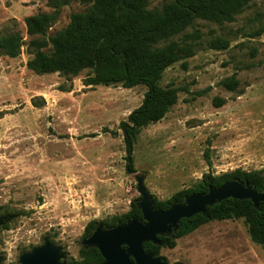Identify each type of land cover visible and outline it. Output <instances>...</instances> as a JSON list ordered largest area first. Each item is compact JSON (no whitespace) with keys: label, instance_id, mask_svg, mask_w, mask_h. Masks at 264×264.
Segmentation results:
<instances>
[{"label":"rangeland","instance_id":"obj_1","mask_svg":"<svg viewBox=\"0 0 264 264\" xmlns=\"http://www.w3.org/2000/svg\"><path fill=\"white\" fill-rule=\"evenodd\" d=\"M57 1L0 0V35L17 32L26 44L24 19L51 13ZM165 1L148 0V7ZM263 6L257 0L223 26L197 20L185 38H173L192 44L193 53L162 72L158 85L174 88L176 102L140 129L132 172L125 170L118 125L140 105L144 86L86 87V70L75 77L37 75L26 67L25 45L15 58L0 56V264H19L22 254L49 240L62 255L60 264L79 261L86 225L126 213L139 197L136 178L163 201L203 176L235 169L264 174V33L241 37ZM84 8L74 0L59 5L46 36ZM213 37L228 40V47L208 49ZM230 78L234 91L222 85ZM158 257L165 264H264V246L250 241L242 219L210 221L172 249L161 248Z\"/></svg>","mask_w":264,"mask_h":264},{"label":"trees","instance_id":"obj_2","mask_svg":"<svg viewBox=\"0 0 264 264\" xmlns=\"http://www.w3.org/2000/svg\"><path fill=\"white\" fill-rule=\"evenodd\" d=\"M55 1V0H53ZM84 5L81 12L71 13L64 28L46 36L56 21L58 6L69 0L54 2L51 13H38L24 19L26 44L17 32L0 35V56L15 58L23 45L30 55L26 67L37 75L58 73L75 77L86 70L82 85L123 88L145 87L141 103L118 125L124 150L125 170L132 172L131 152L135 137L141 128L161 120L176 102V90L160 87L162 72L173 63L190 57L192 44H179L173 38L187 36L185 30L195 21L217 26L231 24L245 11L251 10L257 0H168L159 7L149 8L148 0H74ZM247 30L239 29L241 37L255 39L264 33V6L256 9L246 21ZM193 39L199 38L197 31ZM208 49L224 50L228 40L213 37L206 42ZM225 89L234 91L237 82L230 78L222 82ZM220 107L222 100L214 99ZM206 158V156H205ZM207 160V159H206ZM231 181L247 183L257 192H264L262 171L231 172L203 178L192 188L174 193L169 199L158 201L150 197L152 207L166 210L172 204H183L192 194H204L208 188H218ZM139 197L137 198V200ZM242 219L247 235L254 244L264 246V203L253 208L249 200L224 199L206 208L204 215L195 214L180 219L175 230L167 236H158V245L142 244L146 254L157 257L161 248L172 249L175 240L188 235L210 221ZM130 220L142 221L135 201L129 210L103 221L104 228L123 225ZM89 222L83 231L86 237L94 229ZM52 244V241H48ZM79 261L73 264H100L103 260L93 247L79 249Z\"/></svg>","mask_w":264,"mask_h":264},{"label":"water","instance_id":"obj_3","mask_svg":"<svg viewBox=\"0 0 264 264\" xmlns=\"http://www.w3.org/2000/svg\"><path fill=\"white\" fill-rule=\"evenodd\" d=\"M136 191L139 195L136 208L140 211L141 222L130 220L111 228L99 224L82 240L84 247H93L99 252L103 260L100 264H165L158 256L146 254L142 244L150 242L158 245L157 237L171 234L180 219L195 214L204 215L207 207L224 199L249 200L253 208L264 203V192H257L249 184L235 181L218 188L209 187L204 194H192L184 199L183 204H172L166 210L152 207L150 196L139 178H136ZM61 257L59 249L45 241L22 254L19 264H60Z\"/></svg>","mask_w":264,"mask_h":264}]
</instances>
